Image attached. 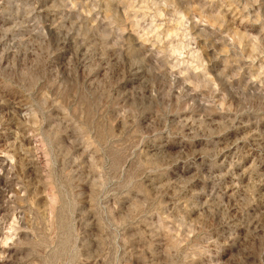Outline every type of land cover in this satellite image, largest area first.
<instances>
[{"label":"rangeland","instance_id":"1","mask_svg":"<svg viewBox=\"0 0 264 264\" xmlns=\"http://www.w3.org/2000/svg\"><path fill=\"white\" fill-rule=\"evenodd\" d=\"M0 264H264V0H0Z\"/></svg>","mask_w":264,"mask_h":264}]
</instances>
